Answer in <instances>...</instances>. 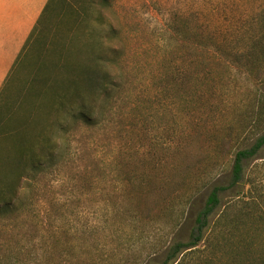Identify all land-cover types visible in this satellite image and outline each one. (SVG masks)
I'll return each mask as SVG.
<instances>
[{"label":"rangeland","instance_id":"1","mask_svg":"<svg viewBox=\"0 0 264 264\" xmlns=\"http://www.w3.org/2000/svg\"><path fill=\"white\" fill-rule=\"evenodd\" d=\"M88 1L87 14L82 0L56 3L0 104V134L37 121L44 87L29 81L96 48L93 35L106 55L119 49L122 86L99 123L74 133L60 169L35 174L0 216V264H159L188 240L212 188L228 186L235 153L264 134V0ZM30 129L37 147L40 125ZM262 259L264 146L174 264Z\"/></svg>","mask_w":264,"mask_h":264},{"label":"trees","instance_id":"2","mask_svg":"<svg viewBox=\"0 0 264 264\" xmlns=\"http://www.w3.org/2000/svg\"><path fill=\"white\" fill-rule=\"evenodd\" d=\"M84 1V2H83ZM58 0H49L38 18L0 91V104L5 101L21 72L38 55L49 32V17ZM83 2V3H82ZM81 13L87 14L91 1L82 0ZM94 47L86 50L77 47L58 63L52 64L47 77L35 76L29 84L40 85L42 97L36 110V122L23 120L19 127L2 131L0 138L8 141V148L0 151V216L18 208L15 202L35 174L58 171L61 162L71 155L70 147L77 130L99 123L106 105L111 102L122 86L118 72L119 49L108 48L106 55L102 39L93 35ZM101 37V36H99ZM97 39V40H96ZM74 52V53H73ZM1 107V105H0ZM0 115V120H1ZM40 125L39 144L33 143L32 130ZM3 127L0 122V129ZM54 132H49V128ZM32 131V132H31ZM51 134V135H50ZM264 146V134L255 139L248 148L235 153L227 187L214 186L204 208L196 217V226L186 242L174 241L166 250L165 258L159 264H174L179 255L192 250L201 242L207 228V218L219 204V195L227 188L240 183L244 162L255 158ZM55 172V173H56ZM252 264V262H251ZM257 264H264L259 260Z\"/></svg>","mask_w":264,"mask_h":264},{"label":"crops","instance_id":"3","mask_svg":"<svg viewBox=\"0 0 264 264\" xmlns=\"http://www.w3.org/2000/svg\"><path fill=\"white\" fill-rule=\"evenodd\" d=\"M49 0H0V90Z\"/></svg>","mask_w":264,"mask_h":264}]
</instances>
